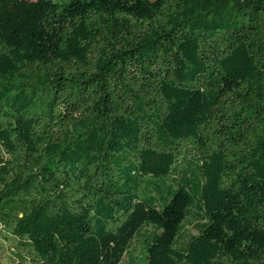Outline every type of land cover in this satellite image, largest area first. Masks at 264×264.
<instances>
[{"label":"trees","instance_id":"16d2710c","mask_svg":"<svg viewBox=\"0 0 264 264\" xmlns=\"http://www.w3.org/2000/svg\"><path fill=\"white\" fill-rule=\"evenodd\" d=\"M0 228V264H264V0H0Z\"/></svg>","mask_w":264,"mask_h":264},{"label":"rangeland","instance_id":"374dc122","mask_svg":"<svg viewBox=\"0 0 264 264\" xmlns=\"http://www.w3.org/2000/svg\"><path fill=\"white\" fill-rule=\"evenodd\" d=\"M60 2H68L70 0H59ZM181 166L183 168H186V163H182ZM178 176L181 175V173H177ZM172 182V180H169V183ZM200 218L198 217H189L186 221V229L191 231L193 234L198 233V225L200 223ZM5 232L2 231L0 228V260L6 263L14 262L16 259L14 256H12L10 246H15L14 244L9 243L10 240H8L5 236ZM7 240V241H4ZM7 243V244H6ZM12 243H14L12 241ZM16 248L18 250V253L23 256L30 255V252L27 248L20 247L19 245H16ZM144 256V247H143V239L139 236L133 241V246L131 250L126 254V256L122 260V264H139L138 261H140Z\"/></svg>","mask_w":264,"mask_h":264}]
</instances>
